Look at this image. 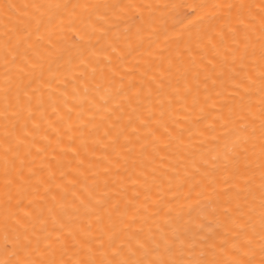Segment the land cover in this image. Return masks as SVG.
Returning a JSON list of instances; mask_svg holds the SVG:
<instances>
[{"label":"bare ground","instance_id":"obj_1","mask_svg":"<svg viewBox=\"0 0 264 264\" xmlns=\"http://www.w3.org/2000/svg\"><path fill=\"white\" fill-rule=\"evenodd\" d=\"M0 264H264V0H0Z\"/></svg>","mask_w":264,"mask_h":264}]
</instances>
